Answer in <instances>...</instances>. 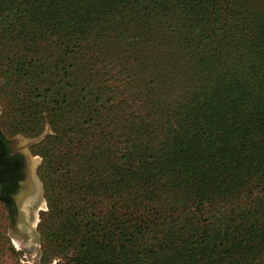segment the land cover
<instances>
[{"label": "rangeland", "instance_id": "rangeland-1", "mask_svg": "<svg viewBox=\"0 0 264 264\" xmlns=\"http://www.w3.org/2000/svg\"><path fill=\"white\" fill-rule=\"evenodd\" d=\"M188 2L192 1L0 0V69L16 83L14 94L8 82L0 84V127L14 146L26 149L35 159L29 178L41 198L27 227L24 209L20 216L19 207L11 221L0 205V264H65L81 252V244L91 247L93 242L99 263L106 257L112 262L113 249L103 243L117 238V225H136L131 229L142 230L138 237L144 244L161 243V163L174 148L176 157L171 154L168 161L192 162L191 152L198 148L189 140L161 147L160 141L139 138L133 127L142 123L146 110L161 113V72L165 69L161 49L180 52L178 40L190 15V11L181 14L180 5L174 11L171 6ZM221 12L227 13L220 8L204 10ZM161 26L169 29L167 33L164 30L161 35ZM152 100L156 107L150 106ZM116 110H120L119 117ZM154 114L157 118L158 113ZM147 124L150 118L143 124L146 130ZM214 127L208 129L206 140L197 143L204 154L198 160L206 164L194 165L206 177L210 171L209 176L224 179L228 175L225 144L217 148V163L211 162ZM129 140L132 145L127 147ZM243 159V154L236 155L229 164L241 166ZM176 179L172 191L179 196L183 180ZM95 189L99 197H93ZM189 205L181 213L185 222L170 218L164 227L172 226L179 234L191 223L207 225L203 216L198 221L192 218L198 216L193 212L196 204L191 209L192 221H187ZM249 209L256 214L248 215ZM177 215L175 205L171 216ZM221 218L222 224L208 220L224 227L239 225V229L264 227L261 210L254 204L247 206V201L223 205ZM197 241V237L186 241L173 256L183 249L184 256L197 251L203 246ZM157 253L159 260L156 256L154 260L161 264V247ZM250 262L262 264L263 260Z\"/></svg>", "mask_w": 264, "mask_h": 264}, {"label": "trees", "instance_id": "trees-1", "mask_svg": "<svg viewBox=\"0 0 264 264\" xmlns=\"http://www.w3.org/2000/svg\"><path fill=\"white\" fill-rule=\"evenodd\" d=\"M190 1L171 6L174 11L180 5V13L190 11V15L188 27L180 33L178 40L180 52L172 48L166 52L161 49V67L165 68L161 72V113L156 110L158 114L155 118V112H140L142 123L134 126L133 130L139 138L160 141L161 147L185 140L193 141L198 148L191 152L194 161H181L179 158L168 161L171 154L176 157L177 149L174 148L161 163V243L144 244L138 237L142 230L131 229L136 225L123 223L125 228H118L120 225H117L114 233L117 238L103 243L106 248L113 249V260L111 262L106 257L102 264H158L157 247H161V264H248V259L251 262L263 260L264 264L261 257L264 252V227L252 230L250 226L251 230H240L239 225L224 227L208 220L210 217L222 224L223 205L228 202L243 205L247 201V206L254 204L261 210L264 221V0ZM208 7L224 9L227 13H204V10H210ZM164 30L167 33L169 29L161 26V35ZM14 81L11 75L0 69L1 86L8 82L13 94L16 88ZM157 105L152 100L150 106ZM115 112L119 117L120 110ZM149 118L146 130L143 124ZM118 122L121 123V120ZM212 124L215 126V148L211 149L214 150L211 162L217 163V148L225 144L223 152L226 159L223 160L227 164L228 175L224 179L221 176L217 178L216 174L209 176L212 175L210 171L206 177L201 168L194 165L206 164L204 160H198L204 154L197 143L209 137L208 129ZM185 126L194 130L188 132ZM143 133L146 134L142 136ZM131 145L129 140L126 146ZM240 149L242 153H239ZM241 154L244 155L243 164L230 166L236 155ZM176 177L183 180L179 196L172 191ZM92 195L100 196L96 189ZM57 200L55 198V202ZM187 204H190L187 221H192L191 209L196 204L193 212L198 216L193 215L192 218L198 221L203 216V221H208L207 225L203 227L197 222L191 223L179 234L172 226L165 228L163 222H168L170 218L185 222L181 213ZM175 205H178L180 216L172 217ZM247 214L254 215L256 212L251 213L249 209ZM152 215L156 217L158 214L153 210ZM196 237L203 243L202 247L186 256L183 253L185 249L177 257L173 256L177 248ZM255 243L263 248L254 246ZM88 244H81V252L65 264H100V254L95 252L96 243L93 242L91 247ZM226 245H230L229 248ZM217 247L223 248L216 250Z\"/></svg>", "mask_w": 264, "mask_h": 264}, {"label": "flooded vegetation", "instance_id": "flooded-vegetation-1", "mask_svg": "<svg viewBox=\"0 0 264 264\" xmlns=\"http://www.w3.org/2000/svg\"><path fill=\"white\" fill-rule=\"evenodd\" d=\"M26 152V149L19 148V145L14 146L11 138L0 127V205L7 211L11 221H14L19 214V210L17 212L19 207L25 211L23 219L28 221L30 218L32 202L25 197L18 206L17 201L18 194L29 179V166L35 162L30 153ZM32 187V185L29 186V192H33Z\"/></svg>", "mask_w": 264, "mask_h": 264}, {"label": "bare ground", "instance_id": "bare-ground-1", "mask_svg": "<svg viewBox=\"0 0 264 264\" xmlns=\"http://www.w3.org/2000/svg\"><path fill=\"white\" fill-rule=\"evenodd\" d=\"M27 165L29 166V163H27ZM30 172L28 173V176L30 177ZM32 185L33 187H34V190H33V192H29V190H30V188H29V186L30 185ZM35 184V185H34ZM37 185H36V183H35V181H33V179H28L27 180V182L24 184V186H23V189L21 190V193H19L18 194V196H17V201H18V206H19V202L23 199V198H25V197H27L28 198V200H30L32 203V206H31V211H30V218H29V220L28 221H26V224H25V226L26 225H29V222L31 221V219H32V217H33V212H34V210L39 206V204L41 203V198H40V196H39V194L37 195V192L38 191H36L37 190V187H36ZM28 203V202H27ZM29 204V203H28ZM27 204V205H28ZM20 209V208H19ZM21 214H23L24 215V213H23V210L22 209H20V216H23V215H21ZM25 216V215H24ZM24 218V217H23ZM27 227V226H26ZM23 234H24V232H23Z\"/></svg>", "mask_w": 264, "mask_h": 264}, {"label": "water", "instance_id": "water-1", "mask_svg": "<svg viewBox=\"0 0 264 264\" xmlns=\"http://www.w3.org/2000/svg\"><path fill=\"white\" fill-rule=\"evenodd\" d=\"M31 142H33V141H32V140H28V141H27V143H31ZM26 153H27V152H26ZM36 187H37V186H36Z\"/></svg>", "mask_w": 264, "mask_h": 264}]
</instances>
